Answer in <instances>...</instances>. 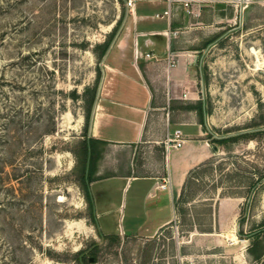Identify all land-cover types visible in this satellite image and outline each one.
<instances>
[{
	"label": "rangeland",
	"instance_id": "374dc122",
	"mask_svg": "<svg viewBox=\"0 0 264 264\" xmlns=\"http://www.w3.org/2000/svg\"><path fill=\"white\" fill-rule=\"evenodd\" d=\"M211 6L190 44L217 149L170 225L121 232L145 218L133 185L111 195L124 215L102 217V233L81 181L85 103L113 52H134L133 13L126 0H0V264H264L248 254L253 234L264 246V0Z\"/></svg>",
	"mask_w": 264,
	"mask_h": 264
},
{
	"label": "crops",
	"instance_id": "0c3cea01",
	"mask_svg": "<svg viewBox=\"0 0 264 264\" xmlns=\"http://www.w3.org/2000/svg\"><path fill=\"white\" fill-rule=\"evenodd\" d=\"M189 1L191 15L177 0L170 18L157 19L168 0H135L131 12L136 52H113L115 58L106 65L111 79L100 87L88 132V138L106 143L96 163L98 179L90 183L102 233V217L124 215L111 195L124 194L133 185L142 196L145 218L134 214L121 232L156 234L170 225L190 171L214 155L206 118L203 126L197 113L199 104L205 111V99L195 67L200 46L190 44V38L199 33L197 25L210 24L199 18L201 12L215 1L229 0ZM169 55L176 60L174 67L168 66ZM176 131L185 142L167 149L166 140Z\"/></svg>",
	"mask_w": 264,
	"mask_h": 264
},
{
	"label": "trees",
	"instance_id": "16d2710c",
	"mask_svg": "<svg viewBox=\"0 0 264 264\" xmlns=\"http://www.w3.org/2000/svg\"><path fill=\"white\" fill-rule=\"evenodd\" d=\"M115 31V29H114ZM113 31V33H114ZM112 33V34H113ZM111 43V39L107 40L104 43L103 49H102V54L101 56L103 57ZM95 95H96V87L92 90V96L91 98L86 101L85 103V113H84V118H85V125H84V130H85V136L87 135L88 128L90 125V120H91V115H92V110L93 106L95 103ZM197 113L199 116V121L200 123L204 126V109L202 107V104H199L197 107ZM238 137H229V138H220V139H214L213 142L216 145H221L225 144L227 142H233L236 141ZM97 144H99L101 147L98 148ZM106 145L105 142H98L92 138L85 139L82 142V147H81V160H82V173H81V181H82V186L84 190V196L87 201L88 207L93 213V202H92V197L90 193V183L93 181L97 180L98 178L95 176L96 173V163L97 161L101 158L102 152L104 151V146ZM200 169V166L196 167L195 169L191 170L186 182H188L191 178L194 177V174ZM251 181V179H250ZM253 181V178H252ZM258 182H251L249 186V192L254 187ZM249 196V195H248ZM95 224V218H93V225ZM239 237H242L243 234L239 232L238 234ZM252 238V244L248 248V254L251 256V258L254 261H261L264 259V246H263V241L260 238V235L253 234L250 236Z\"/></svg>",
	"mask_w": 264,
	"mask_h": 264
},
{
	"label": "built area",
	"instance_id": "2783aa9c",
	"mask_svg": "<svg viewBox=\"0 0 264 264\" xmlns=\"http://www.w3.org/2000/svg\"><path fill=\"white\" fill-rule=\"evenodd\" d=\"M177 0H168V6L167 9L162 13V14H156L155 18L157 19H162L164 17L166 18H170L171 16V10L173 7V2H175ZM183 3L184 8L186 9V13L188 15L192 14V10L189 9V5L190 2L189 0H181ZM126 5L128 8L133 9L135 7V0H126ZM136 52V50H135ZM145 57L147 58H151V54H146ZM176 65V60L173 56L169 55L168 56V66L169 67H174ZM184 140L181 137V133L179 131H176L172 137L168 138L166 140L165 146L166 148H181L184 144ZM162 187H165V185H163Z\"/></svg>",
	"mask_w": 264,
	"mask_h": 264
},
{
	"label": "water",
	"instance_id": "95a60500",
	"mask_svg": "<svg viewBox=\"0 0 264 264\" xmlns=\"http://www.w3.org/2000/svg\"><path fill=\"white\" fill-rule=\"evenodd\" d=\"M215 149H217L216 147H215ZM92 261V260H91Z\"/></svg>",
	"mask_w": 264,
	"mask_h": 264
}]
</instances>
